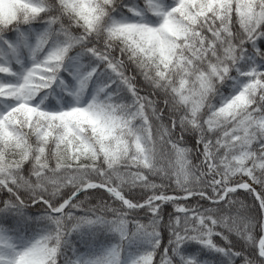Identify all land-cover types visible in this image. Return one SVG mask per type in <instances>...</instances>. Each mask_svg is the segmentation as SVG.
<instances>
[{"label":"clouds","instance_id":"obj_1","mask_svg":"<svg viewBox=\"0 0 264 264\" xmlns=\"http://www.w3.org/2000/svg\"><path fill=\"white\" fill-rule=\"evenodd\" d=\"M264 0H0V264H264Z\"/></svg>","mask_w":264,"mask_h":264},{"label":"trees","instance_id":"obj_2","mask_svg":"<svg viewBox=\"0 0 264 264\" xmlns=\"http://www.w3.org/2000/svg\"><path fill=\"white\" fill-rule=\"evenodd\" d=\"M262 47H264V41H261V42H258ZM3 56V53L2 52H0V57H2Z\"/></svg>","mask_w":264,"mask_h":264}]
</instances>
